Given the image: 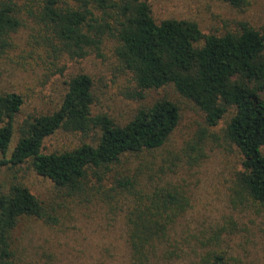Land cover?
<instances>
[{"label": "trees", "instance_id": "obj_1", "mask_svg": "<svg viewBox=\"0 0 264 264\" xmlns=\"http://www.w3.org/2000/svg\"><path fill=\"white\" fill-rule=\"evenodd\" d=\"M40 1L39 21L46 32L40 39L54 59H83L88 50L98 47L104 32L93 16L96 8L113 20L103 27L117 43L115 57L131 75L137 97L172 85L181 98L203 113L207 127H215L229 116L224 136L242 158L239 182L253 200L264 204V33L241 24L237 33L204 35L194 22H156L140 0H70L78 5L76 10L58 8L57 0ZM220 1L240 8L246 0ZM21 25L11 0H0V57L11 47V36ZM66 85L57 110L21 123L9 157L14 122L24 99L13 92L0 94V164L11 169L29 164L66 197L99 196L101 202H114L117 207L111 211L122 214L125 226L128 264H169V232H173L174 219L184 212L183 195L167 185H153L154 175L149 170L142 173L143 167L115 173L113 185L106 191L89 188L87 177L101 184L105 173L121 166L125 156L162 148L178 126L179 107L161 98L119 127L105 116L91 115L92 82L87 75H77ZM95 129L100 131L96 145L83 143L70 151L42 153L44 140L59 130L85 136ZM177 159L184 163V153ZM24 218L47 225L56 222L42 202L13 179L0 190V264H19L14 261L10 237ZM21 264L35 262L29 259ZM196 264H225V260L218 253L202 257Z\"/></svg>", "mask_w": 264, "mask_h": 264}, {"label": "rangeland", "instance_id": "obj_2", "mask_svg": "<svg viewBox=\"0 0 264 264\" xmlns=\"http://www.w3.org/2000/svg\"><path fill=\"white\" fill-rule=\"evenodd\" d=\"M140 1L147 4L156 22H194L204 35L237 33L241 24L264 33V0H246L240 8L220 0ZM11 2L22 25L11 36L7 53L0 57V94H20L24 104L14 122L7 157L19 139L21 123L57 110L67 89L66 82L77 75L91 79V115L105 116L119 127L156 100L170 99L179 107L180 120L165 145L155 151L125 156L121 166L105 173L101 184L88 176L87 186L109 190L115 173L143 167L142 173L149 170L154 175L153 185H167L184 198V212L174 219L173 232H169V264H196L202 257L218 253L224 256L225 264H264V204L253 200L239 182L242 158L224 136L229 116L215 127H207L203 113L181 98L172 85L145 91L143 98L137 97L138 89L131 75L115 57L117 43L103 27L113 20L105 18L100 10H92L104 32L98 47L88 50L83 59H54L40 39L46 34L39 21L42 2ZM57 7L76 10L78 5L57 0ZM99 137L100 131L96 129L85 136L59 130L44 140L42 153L70 151L83 143L96 145ZM183 153L184 163L177 159ZM13 179L27 187L50 217L56 218L53 225L34 218L19 222L10 237L15 263H27L30 259L35 264H128L125 226L122 214L111 211L117 207L114 202H101L99 196L66 197L48 179L35 174L29 164L16 169L0 164V190Z\"/></svg>", "mask_w": 264, "mask_h": 264}]
</instances>
